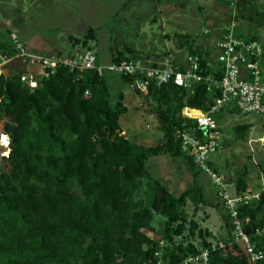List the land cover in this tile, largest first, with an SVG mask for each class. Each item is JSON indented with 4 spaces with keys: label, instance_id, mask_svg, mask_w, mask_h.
Wrapping results in <instances>:
<instances>
[{
    "label": "trees",
    "instance_id": "16d2710c",
    "mask_svg": "<svg viewBox=\"0 0 264 264\" xmlns=\"http://www.w3.org/2000/svg\"><path fill=\"white\" fill-rule=\"evenodd\" d=\"M94 38L90 27L81 37L68 35L72 47L87 50ZM174 38L180 48L199 55L202 66L206 65L210 52L194 47L190 34H175ZM12 52L0 39V54ZM127 58L141 57L125 47L110 62ZM211 71L208 67L205 73ZM23 72L0 73V126L9 136V152L1 157L6 169L0 163V264H155L160 240L165 242L163 260L171 264H182L206 248L210 249L209 264H250L241 246L227 245L231 226L225 211L223 248L211 250L212 234L196 221L186 226L188 200L196 207L213 205L198 183L174 195L146 168L149 156L163 153L183 156L193 177L201 172L182 152L177 131L195 128V121L182 114L185 108L205 112L213 103L215 95L204 84L197 85L192 94L172 84L152 85L147 95L133 88L151 99L150 108L163 132L160 143L144 146L122 134V94L111 103L106 74L59 67L31 89L20 80ZM118 77L132 85V78ZM262 129L264 133V123ZM235 130L244 137L251 125L237 124ZM248 174L244 167L235 176L237 193L247 191ZM144 178L148 182L143 197L136 200L134 194ZM258 193V200L238 209L251 235L264 228V187ZM154 213L166 219L160 237L151 224ZM184 232L199 238L200 245L192 240L176 241ZM252 238L264 250V235Z\"/></svg>",
    "mask_w": 264,
    "mask_h": 264
},
{
    "label": "rangeland",
    "instance_id": "374dc122",
    "mask_svg": "<svg viewBox=\"0 0 264 264\" xmlns=\"http://www.w3.org/2000/svg\"><path fill=\"white\" fill-rule=\"evenodd\" d=\"M128 1L82 0L78 13L72 18L66 14L72 5L68 6L63 0H55L43 10L28 1L22 4L21 0H4L0 3V39L8 40L12 32L27 47L44 54H67L72 48L74 51H84L87 48L72 47L66 34L73 26L75 17H79L77 14H80L87 26L94 29L95 38L90 43V51L98 64L108 63L112 55L125 47L132 48L141 58L149 61H157L165 56L179 59L181 53L187 50L179 47L174 35L185 33L192 36L194 47L213 53L219 31L231 25H234V33H241L244 38L255 35L264 48V0H232L231 3H228L229 0H130L123 8ZM20 64V68L25 71L27 66ZM15 68L12 71H19V67ZM106 80L110 86L111 103L117 101L118 93L122 94L125 111L119 118V124L125 135L144 146L160 143L163 132L155 112L150 108L151 99L136 93L129 82L114 74L107 73ZM152 103L154 105L155 102ZM182 114L188 117L194 113L185 108ZM214 118L222 130V137L213 158V167L220 174L228 175L232 181L237 174L242 173L244 167H248L246 179L249 182L256 183L257 178L263 179L260 190L264 187V145L258 139L264 134V116L225 109L215 114ZM244 123L250 124L251 130L246 136L240 137L235 127ZM3 150L5 148L0 146V152ZM0 163L6 169L1 157ZM146 168L164 186L173 185L174 181L175 186L169 185L174 195H179L194 181L198 183L204 198L213 205L200 204L196 207L188 200L184 207L186 226L188 221L194 220L202 228L208 229L212 234L209 240L214 244L224 242L220 236V231L224 229V209L206 173L199 172L194 178L183 156L170 157L163 153L149 156ZM147 182L146 178L142 180V186L134 194V199L143 197ZM165 220L160 214H153L151 224L157 237L164 229ZM175 239L184 243L192 240L197 246L200 245V239L189 237L187 232Z\"/></svg>",
    "mask_w": 264,
    "mask_h": 264
},
{
    "label": "built area",
    "instance_id": "2783aa9c",
    "mask_svg": "<svg viewBox=\"0 0 264 264\" xmlns=\"http://www.w3.org/2000/svg\"><path fill=\"white\" fill-rule=\"evenodd\" d=\"M232 26L234 25L219 31L214 41V51L210 53L204 67L199 55L189 52L181 53L179 59L174 56H165L157 61L127 58L107 64H98L90 50H76L67 54H34L27 50L15 33H10V47L14 52L11 55L0 54V73L8 75L6 67L16 58L27 66L20 75V80L31 89L37 88L38 79L48 78L59 67L70 71L94 70L98 75L110 73L130 77L132 87L143 95L148 94L152 85L172 84L192 94L197 85L204 84L206 91L215 95L214 101L205 112L187 108L194 113L188 117L195 121V128L177 131L180 147L194 165L210 177L216 188V194L231 226L227 245L241 246L250 264H263L264 250L252 237L263 236L264 228L256 229L254 235L247 233L238 210L250 201L258 200L259 193L248 190L237 193L234 182L213 167V158L222 137L221 128L213 115L232 108L241 114L264 116L263 47L258 40L236 36ZM208 67L212 71L206 74ZM88 94L89 91L85 90L84 95ZM261 139L262 137L258 140L262 143ZM0 146L5 148L0 152V157L7 156L9 136L2 126ZM225 245V242L212 244L211 250ZM164 247L165 242L160 240L159 249L154 252L155 264H171L163 260ZM209 254L210 249H203L196 255L186 257L182 264H209Z\"/></svg>",
    "mask_w": 264,
    "mask_h": 264
},
{
    "label": "crops",
    "instance_id": "0c3cea01",
    "mask_svg": "<svg viewBox=\"0 0 264 264\" xmlns=\"http://www.w3.org/2000/svg\"><path fill=\"white\" fill-rule=\"evenodd\" d=\"M4 0H0V3H3ZM29 2V3H32L33 5L37 6L38 9L40 10H43V8H45L46 6L52 4L55 2V0H21V3L22 4H25L26 2ZM65 1L68 6H71L72 5V9L70 10H67L66 14L69 15L70 17L72 16V18H74V16H76V13H78L79 9H80V6H81V3H82V0H63ZM9 1H7L8 3ZM77 16L79 17H75V21H74V24L72 27H70V31H68L69 28H67L66 30V34L68 35H72L74 37H81L84 32L86 31V29L88 28L87 24L84 22V19L82 18V16L80 14H77ZM0 20H1V17H0ZM12 33V32H10ZM9 33V34H10ZM17 35V34H16ZM67 35V36H68ZM9 37V36H8ZM20 40V39H19ZM24 45L25 47L27 48V50L31 53H34V54H44L42 52H38L36 50H34L33 48H29L27 47V44L25 42H23L22 40H20ZM4 42H7L10 46V40L8 38V40L4 41ZM71 47V46H70ZM71 52H74V48H72L70 51H68V53H71ZM59 54V52H54V53H51V54ZM50 54V53H49ZM110 62V61H109ZM108 62V63H109ZM102 64H107V63H102ZM15 67H19V70L23 69V68H20L22 67V65L20 64V61L16 58H14L6 67V70L8 72V74H10L12 72V70L16 69ZM8 69H11V71H8ZM25 69V68H24ZM124 133V131H123ZM125 134V133H124ZM127 137V136H126ZM264 137V136H263ZM128 138V137H127ZM262 141V139H261ZM225 177H228V175H224ZM195 178V177H194ZM172 183L175 184V182L173 181ZM177 183V182H176ZM260 183H263V179L262 178H257L256 179V183H252L249 182L247 180V190L248 191H252V192H259V186H260ZM172 185V184H167L165 185V187H167L169 189V185L170 186H175V185ZM177 185V184H176ZM263 188V187H262ZM222 232L221 233V237H225L226 236V233H225V230L223 229V231H220Z\"/></svg>",
    "mask_w": 264,
    "mask_h": 264
},
{
    "label": "bare ground",
    "instance_id": "6f19581e",
    "mask_svg": "<svg viewBox=\"0 0 264 264\" xmlns=\"http://www.w3.org/2000/svg\"><path fill=\"white\" fill-rule=\"evenodd\" d=\"M5 140V139H4ZM5 143H6V141H5ZM262 143H263V145H264V137L262 138Z\"/></svg>",
    "mask_w": 264,
    "mask_h": 264
},
{
    "label": "water",
    "instance_id": "95a60500",
    "mask_svg": "<svg viewBox=\"0 0 264 264\" xmlns=\"http://www.w3.org/2000/svg\"><path fill=\"white\" fill-rule=\"evenodd\" d=\"M159 205V198H158V200H157V206Z\"/></svg>",
    "mask_w": 264,
    "mask_h": 264
}]
</instances>
